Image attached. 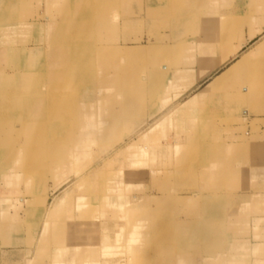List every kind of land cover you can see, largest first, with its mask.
<instances>
[{
    "label": "rangeland",
    "instance_id": "374dc122",
    "mask_svg": "<svg viewBox=\"0 0 264 264\" xmlns=\"http://www.w3.org/2000/svg\"><path fill=\"white\" fill-rule=\"evenodd\" d=\"M85 1L87 18L82 25L87 31L92 27V34L83 32L86 67L76 88L85 90L84 97L97 96L90 95L92 101L67 102L63 98L71 94L65 89L48 94L45 105H54L58 110L63 106L70 109L76 103L74 109L62 113V126L47 121L46 113L41 119L21 111L18 115L6 114L11 126L0 145V264H119L116 260L128 256L139 260L134 264H166L158 260L169 255L183 256V264L196 258L205 259L204 264H221L229 257L244 258L250 243L264 241V199L240 197L264 194V180L262 186L255 182L256 172L261 170L264 175V110L254 112L251 103L225 97L223 89L221 95L199 99L187 115L178 112L232 63L230 59L212 68L219 51L236 43L233 38L237 31L230 17L247 16L249 22L251 17H264V0H129L119 5L118 0ZM241 3L247 7L239 15ZM48 6L47 0H20L14 15L26 24L23 32L0 31V51L7 53L5 71L10 77V67L16 64L13 52L19 53L23 71L30 63L38 73L46 66L48 39L52 35L57 39L58 34L53 30L47 33L44 18L56 19L64 8L59 3L48 11ZM150 7L161 9L160 14H152L156 20L149 18ZM101 15L102 22H96ZM96 25L98 34L94 31ZM240 32L247 35L244 28ZM263 37L264 33L234 59ZM149 45L160 48L162 56L130 62L127 66L131 70L124 67L120 52ZM50 65L51 61L46 66L48 71L43 68L39 73L45 83L47 77L58 72ZM201 72L205 73L202 78ZM173 73L183 76V94L178 98V90L168 85ZM1 76L4 83L3 73ZM130 76L137 81L134 85L144 90L136 87L125 98V106L107 100L116 98L118 90L127 89L129 84L123 79ZM31 77L34 74L19 81L16 88L8 86V96L15 90L32 89ZM193 80L196 83L191 86ZM70 81L67 88L73 90L75 83ZM152 86L159 89L153 90L155 95ZM41 90L48 92V85L42 84ZM260 103L264 109V99ZM85 104L87 108L83 109ZM20 106L21 102L16 107ZM161 119L165 120L163 125L151 133ZM101 122L103 125H98ZM31 124L35 128L31 129ZM39 125L42 127L37 128ZM205 141L214 148L191 149L205 145ZM226 144L229 148H217ZM120 150H126V154L116 157ZM95 165L97 177L87 180L89 168ZM65 179L58 192L51 194V189ZM72 187L74 191L65 205L50 214L52 202L69 194ZM162 197L166 206L158 204ZM143 198L147 209L136 206ZM31 199L35 206L28 211L25 203ZM85 215L88 219L80 226ZM153 217L162 223H156ZM46 220L63 222L60 232L67 230L66 225L78 228L70 226L68 241L41 242ZM158 224L175 226L179 240L166 256L144 255L142 249L148 248L147 242ZM144 256H150L151 262H143Z\"/></svg>",
    "mask_w": 264,
    "mask_h": 264
},
{
    "label": "bare ground",
    "instance_id": "6f19581e",
    "mask_svg": "<svg viewBox=\"0 0 264 264\" xmlns=\"http://www.w3.org/2000/svg\"><path fill=\"white\" fill-rule=\"evenodd\" d=\"M254 1L258 2L261 0H254ZM19 2H20V0H0V31H4V29H7V31L10 30L12 32L13 31H15V32L18 31V33L23 32L22 28H24V26H26V24H24V23L21 24V22H18L15 18V15H16L15 8L19 5ZM50 2H53V3H50ZM47 3L49 4L48 11H50L51 8H54L55 5H59V3H62V5L64 7L62 9V12L60 13V15H56L57 16L56 19L51 20L49 17L44 18V20L46 21L47 33L49 34V32L51 30H53L54 32L56 31V33L58 34L57 39L54 38V35H52V37H49V39H48V42H47L48 43L47 58L49 60H47V63L45 62V64L47 66L51 61V65H52V66L50 65L51 69L52 70L56 69L59 72V74H57L58 72L57 73L54 72V74L47 77V80H46L47 82L45 83V81L43 80V77H41L42 75L40 76L39 73L41 72V70H43V68L47 69V71H48V68L46 66H44L42 69H39L40 71L38 73V70L34 71L35 67L32 66V64L30 63V64L26 65L27 70L23 71L24 69L22 70V67H21V58H20L19 53L13 52L16 56L15 57L16 58V64H15V66L10 67L13 71V75L10 77V73L5 71V67H6V63H7L5 57H6L7 53H6V51H3V50L0 51V66H1L0 67V145L3 143L4 136H7L6 133H8V132L6 129H10V126H11L10 122L8 121L9 119L7 118L8 115H10V113L18 115V111L19 112L21 111L23 114H27L29 116L33 115L34 117L39 118V119L42 118L41 117L42 114L46 113L47 114L46 115L47 121H51V120H53L54 122L57 121L59 123V125L62 126L63 123H61L59 121V118L63 119V117H61L62 113L66 112L67 110L74 109L76 107V103L74 106L71 105L70 109L68 106L67 107L63 106L62 110H58L57 107L55 109L54 105H52V106L45 105L44 101L49 99L48 94L55 93V92H65L64 91V89H65L66 91H69L71 94V96H69V97L66 96L63 98V101H67V102H73V101L74 102H82V101H86L87 99L91 100L90 98H88V97H90V95L92 97L97 96L96 94H89L88 96L84 97L83 92L85 90H82V89L80 90V88L79 89L76 88V83L80 80V78L82 76V71L86 67V61H85L86 58L84 55V53H85L84 52V46H86V41H85V43L82 42V37L84 36L83 32L87 31V28H85L86 26L82 25L84 18H87V15L84 13L85 12L84 6L87 4L86 1L83 2V0H62V1L61 0L60 1L59 0H47ZM100 18L101 19L96 18L97 19V20L95 19L96 22L97 21H98V23L100 21L102 22V15L100 16ZM229 21H230V23H233V27H235L234 30L237 31L236 35H234L235 38H233V40L236 41V43L235 44L229 43V44L225 45V47L219 51V53L220 52L221 53L216 56L217 61L214 63L212 68L217 69L225 61H228L230 59H233L232 63L227 68H225L222 72H220L218 75H216L210 82H208L200 90V93L197 96H195V97L193 96V98H191L185 104L182 105V108H180V110L178 112V114L180 116L187 115L188 113L192 112L194 110V108H196L197 105L199 104V99H201L203 97L206 98L208 96L211 97V96H214L216 94H217V96L221 95L223 92L220 94V91L223 89H225L224 91H226L225 97H229V96L235 97L236 101L238 103H244V102L251 103L250 104L251 109L254 112H259V110L260 111L264 110L262 107V103H260V101L262 99H264V37L262 39H260L259 42H257L251 50L249 49V51L243 53L240 57H237L236 59H234L235 56L238 54V52L244 48V46L250 41V39L254 38V36H255L254 29L255 28L252 25V23L249 22L247 16H242L240 18L232 16V17H230ZM230 23H227L226 25H228V24L230 25ZM243 28H247V35H244L243 33L240 32ZM98 30H99V27H98V25H96L95 30H94L95 34L96 33L98 34ZM87 32H88V34L89 33L92 34V27L89 26ZM10 37H11V35H10ZM231 40H232V35H231ZM17 41L18 40H16V42ZM5 42H7V41H5ZM25 42H26V40H25ZM220 42H221V40H220ZM31 43L32 42H30V44ZM83 43H84V46H83ZM18 44H20V43H18ZM25 49H29V47H27ZM120 54H121L122 63L126 64V65H124V67L126 69H130V66H127V65H129L130 62L135 63V61L139 62V61H143V60H147V59L148 60L158 59L159 57L162 56L163 52L160 48H158L154 45H149L146 48L145 47H139V46L138 47H131V48H128V49L120 52ZM23 58H24V56H23ZM59 61H61V62H59ZM56 62L59 63L58 66H55ZM37 63H39L38 60L36 61L35 66L37 65ZM200 69H205V67L204 68L200 67ZM66 72H70V74H68ZM2 73H3V77H5L4 83L1 81L2 80V76H1ZM30 73H31V75H30ZM46 73H48V72H46ZM132 73H133V71H131V74ZM32 74H34V76H35L34 78L31 77V81H32L31 86L33 85L32 89H30V90L25 89V90H23L24 92H18V90H15L12 95L8 96V94H7V88H9L8 86L15 85L14 88H16L19 81H24L25 78L32 76ZM204 74L205 73L201 72L199 74V77L202 78L204 76ZM67 77H69L70 79L73 80L72 84L75 83L74 84L75 89L71 90V89L67 88V85L71 82L70 79L67 80L68 79ZM171 78L172 77H170L169 82H170ZM176 80L179 81L180 83H182L183 82V76L182 77L178 76L176 78ZM123 81H124V83L129 84V85H127V89L122 88V89L118 90L117 91L118 95H116V98H113L112 100L116 101L117 105L123 104L125 106V104H126L125 98L128 99V97H130L131 93L134 90H136L135 88L138 86L134 85L137 82V81H134V76H130L127 79L124 78ZM42 84L48 85V87H49L48 92H44L43 90H41V92L38 91V89L40 88V86ZM130 84H132V87H133L132 89H131ZM142 84H144V83H142ZM2 85L4 87H1ZM158 85H160V84H158ZM226 86H227V88H226ZM178 87H179V89L180 88L183 89V87H180V85ZM154 88L155 87H153V86L151 87L152 93H153ZM139 89L142 91L144 90L143 87H140ZM157 90H159V89H155L154 91H157ZM241 91H243V92H241ZM152 93H150V94L152 95ZM153 94L155 95V92ZM86 95H87V93H86ZM154 95H152V96H154ZM143 99H144V97H143ZM19 102H21V106L16 107L17 104H19ZM79 106H80V108H82V105H79ZM85 108H87L86 104L83 106V109H85ZM6 114H8V115H6ZM72 117H73V115H71V118L69 120H71ZM102 123L103 122H101L100 124L98 123V125H103ZM42 124L43 123H41L40 125H42ZM191 124L196 125L195 122H192ZM40 125L37 128L42 127ZM156 125L157 124H155V126ZM53 126L58 127L57 124H53ZM30 128L31 129L35 128V124H31ZM156 129H157V127L153 128L151 133L155 132ZM75 137L77 138L78 134H75ZM196 137H194V140H196L195 139ZM72 138H73V136H72ZM197 142H203V141H197ZM204 144L205 145H200V146L194 145L191 147V149H206V150L210 149L211 150L215 146V145H211V144L208 146V143H206V141ZM83 146L84 145H81L78 148L80 149ZM175 146H176V144H175ZM215 149H214V153L216 152ZM123 154L124 155L126 154V150L124 152H121V150L119 152H117L116 157L123 156ZM89 164L90 163H88L87 165H89ZM90 165H92V164H90ZM89 169H90V172L88 174L87 180L91 179V178H96L98 175V165L91 166V168H89ZM66 181L67 180L65 179V181L62 182L61 184L55 185L53 187V189H51V194L58 192L60 187H62V185ZM96 190H98V184L96 185ZM72 191H74V187H72L69 194L65 195L64 197H62L60 199L54 200L51 204L49 213L50 214L53 212L56 213L59 209H61L63 207V205H65V202L67 201V199L70 198ZM48 198H49V196H48ZM48 198H46V199H48ZM46 199H43L42 202L46 203L47 202ZM82 200L83 199H81V201ZM163 200H164V197H162V199L159 200L160 202H158V204H163L166 206V201H163ZM174 201L176 202V200H174ZM146 203H147V200H145L143 198L142 200H140L136 204V206L139 209L142 206L147 207L145 205ZM25 204H26L28 211H32L34 206H35L33 199L27 201ZM218 205H220V204H218ZM143 207H142V209H143ZM147 208H145V209H147ZM128 210L129 209H126V211H128ZM49 213H47V215ZM129 215L130 214H128V217H129ZM154 217L152 218L153 221H156V223L161 222L160 220L159 221L155 220ZM145 218L147 219V216ZM124 219H126V217ZM128 219L130 220V218H128ZM132 220H133V218H132ZM145 221L147 222V220H145ZM146 222H145V225H146ZM63 224H64L63 222L61 224L60 223L57 224L56 222H51V221L49 222L47 220L45 222H43V228H42L41 235L39 237V241H41V242L53 241L55 243H62V242L70 240L71 236L69 233V229L71 227H76V228H78V227L74 226V225H66V226L64 225L65 230L66 229L67 230L61 231V232L58 231V230L62 229ZM132 224H134V223H132ZM159 225L160 224H158V226H155L153 233L150 235L151 240L150 241L147 240L148 241L147 242L148 248L147 249L143 248L142 254H149V255L153 254L156 256H162V255L170 254V250L173 247V243H175L177 241V239L179 240V235H177V233H176V230H175L176 227L175 226H172V225L166 226L165 224H161L160 226ZM128 227H130V226L128 225ZM119 228H120V226H119ZM135 228H137V227H135ZM142 228H144V227H142ZM49 229L52 232L49 231ZM126 232H127V230H126ZM121 237L123 239V236H121ZM180 237L184 238L186 236L184 234H180ZM143 238H144V236H143ZM151 246L154 247L153 250L150 249ZM174 248H176V246H174Z\"/></svg>",
    "mask_w": 264,
    "mask_h": 264
},
{
    "label": "crops",
    "instance_id": "0c3cea01",
    "mask_svg": "<svg viewBox=\"0 0 264 264\" xmlns=\"http://www.w3.org/2000/svg\"><path fill=\"white\" fill-rule=\"evenodd\" d=\"M129 0H118V4H124L125 2H127ZM161 1V0H159ZM244 5L246 4H243L242 3L239 5V8H238V11H239V15L243 14L245 12V8L247 6L244 7ZM159 8H162L161 6H159ZM165 9L166 11H168L166 8H163ZM148 10V14H149V18L150 19H155L154 17H152V14H160L161 12V9H158V11H156L155 7H150L147 9ZM231 16V15H229ZM226 17V16H224ZM156 20V19H155ZM263 22L262 24H257V23H261ZM251 23H253L252 25L254 26V31H255V36L254 38H251L250 41L246 44H250L252 43V41H254L255 39H257L258 37L262 36L263 33H264V17L262 16H256V17H251ZM259 29V30H257ZM244 31L247 32V28L245 29L244 28ZM260 33V34H259ZM245 45V46H246ZM244 46V47H245ZM135 47H138V46H135ZM101 53H103V51H101ZM99 54V53H98ZM173 71H176V70H179V68H174L172 69ZM174 75L172 76L170 82L168 83L169 85V88L172 89H176L178 90L177 92V95H175V98H178L180 97L182 94H183V89L180 88L179 89V85L180 87H182V83H180L179 81L176 80V76H175V73H173ZM200 80V79H198ZM196 83V80H193L192 85H194ZM107 100H112V98H107ZM165 122V120L161 119L160 121H158V125L156 127L160 128L161 125H163V123ZM218 148H229V146L226 145H223V146H219ZM263 173L262 171L260 170L259 173L256 172L255 173V182H256V185L259 184L262 186V182H263ZM258 185V186H259ZM247 196H250V197H255V198H258V199H264V194L263 193H256L255 195L253 194H241L240 197H247ZM48 198V196L46 197ZM256 212H259V210L256 208ZM263 211H261L262 213ZM88 219V215H85L83 217V219L80 220V226L83 225V222L86 221ZM258 219V218H257ZM256 219V220H257ZM263 220V219H262ZM63 253V252H62ZM144 255H147V254H144ZM163 256H166V255H163ZM151 257L149 256H144V259H143V262H151ZM211 259L207 260V261H210ZM119 264L120 263H127V264H134L135 262L139 261L138 259L135 258V256H128L126 259H119V260H116ZM158 261L160 262H166V264H183V261H184V258L183 256H179V255H169V256H166L164 257V259H159ZM205 261V259H191L190 260V264H204L203 262ZM161 264V263H160ZM221 264H264V241H258L256 243H254L253 245L250 243V250H249V253L248 255H246L244 258H234V259H231L230 257L228 259H224L222 260V263Z\"/></svg>",
    "mask_w": 264,
    "mask_h": 264
}]
</instances>
